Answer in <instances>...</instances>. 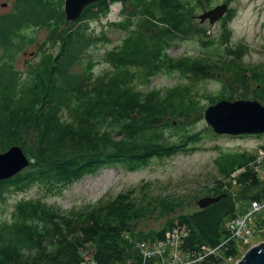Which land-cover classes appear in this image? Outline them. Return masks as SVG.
I'll return each mask as SVG.
<instances>
[{
  "label": "trees",
  "instance_id": "trees-1",
  "mask_svg": "<svg viewBox=\"0 0 264 264\" xmlns=\"http://www.w3.org/2000/svg\"><path fill=\"white\" fill-rule=\"evenodd\" d=\"M21 1L28 4L29 11L25 9L21 15L18 9L23 4L18 1L15 12L0 16V47L5 54L8 56V44L13 38L22 39L21 30L30 25L33 15L38 26L50 30L49 40L57 41V50L43 56L41 65L31 68L32 74H26L23 81L14 77L0 83V153L19 146L31 161L16 176L0 181V187L10 185L19 192L39 185L54 196L105 167L133 172L147 167L153 159L185 151L200 138L177 131L176 119L191 120L201 110L194 85L215 74L253 83L252 98L247 99L264 104V65L244 66L235 52L229 67L213 74L221 64H214L211 70L208 58L168 56L171 37L178 32L188 33L185 24L193 14L188 0L99 1L84 8L78 20L68 23L66 32L59 31L56 21H52L51 0ZM115 2L129 6L131 13L126 22V18L121 20L127 34L106 55L113 72L93 77L94 62L89 59L80 81L65 79L69 66L78 61L77 54L81 52L72 54L71 50L87 41L78 23L107 13L110 3ZM193 2L210 7V0L205 4ZM5 57H0V67L17 74L11 60ZM174 73L186 82L150 88L159 74ZM225 84V94L210 105L223 99L235 101L231 99L236 93L233 83ZM255 158V154L242 152L216 157L213 163L227 183L218 184L207 196H222L221 199L195 212L178 214L159 231L135 233V224L145 215L146 207L155 203V198L145 202L151 198L143 191L139 197L132 190L69 212L49 205L43 197L22 200L16 204L11 220L0 226V264H80L87 251L97 264H126L129 260L135 264L139 255L133 241H163L172 228L187 231L181 245L185 252L196 254L203 246L215 247L228 237L226 224L236 215L237 201L248 205L264 198V183L252 168ZM237 171L240 172L233 177ZM233 180L241 187L240 200L229 194ZM180 205L183 204H177ZM163 209L168 208L163 205ZM234 254V249L229 252V256ZM202 264L217 262L207 258Z\"/></svg>",
  "mask_w": 264,
  "mask_h": 264
},
{
  "label": "rangeland",
  "instance_id": "rangeland-1",
  "mask_svg": "<svg viewBox=\"0 0 264 264\" xmlns=\"http://www.w3.org/2000/svg\"><path fill=\"white\" fill-rule=\"evenodd\" d=\"M18 1L24 5H20L18 9L21 15L25 9L29 11L28 4L21 0H0V16L15 12ZM200 1L205 4V0ZM188 2L193 6L191 20L185 24L188 33L178 32L171 37L170 45L166 50L170 58L179 59L187 56L208 58L211 61V65L209 64L211 70L214 64L216 66L221 64L214 69L213 74L219 72L221 68L229 67V61L235 60V52L241 56L244 66L264 65V0H210L209 8L201 7L193 0H188ZM50 3L54 8L52 21H56L55 24L59 26V31H68V23L65 21L64 14V0H51ZM222 4L227 5V11L213 24H210L208 19L200 22L199 19L193 18V16L201 15L208 9ZM130 13L129 6L115 2L110 3L107 13L98 17H86L79 22L78 29L87 37V41L71 50L72 54L78 50L81 52L77 54L78 61L69 66V72L64 78L72 82L80 81L84 65L89 59L94 62L91 73L93 77L100 78L102 75L111 74L113 70L106 60V55L109 51L116 49L121 39L127 34L122 29L121 20ZM40 14H44L43 10ZM61 14H63V18L58 19ZM29 19H31L30 25L21 30L22 39L13 38L8 44V56L0 47V57L6 56L7 60L10 59L12 68L17 72V74H9L6 68L0 67V73H3L0 74V83L14 77L18 82L23 81L26 74H32L31 68L41 65L43 56L52 55L50 53L57 50V41L52 43L49 40L50 30L38 26L35 23V15ZM127 20L128 18L124 22ZM113 22L116 23L112 25ZM223 38H226L225 42ZM231 51L233 52L230 53ZM177 74L179 73H174L173 76L159 74L152 80L150 88H169L179 82H186L185 79L181 80ZM225 83H233L232 86L236 93L232 95L231 99L235 100H248L247 98L252 96L250 91L255 86L253 83L244 84L238 80H227L226 76L216 74L195 84L199 96L198 109L201 110H198L191 120L179 121L176 119L177 131L188 132L189 135L197 134L200 138L197 142L189 144L185 151L179 152L173 157L153 159L147 167L138 171L129 172L121 167H105L95 174L87 175L72 183L54 196L46 194L44 187L39 185H33L19 192L12 189L10 185L0 187V226L11 220L10 217L16 204L25 199L43 197L49 205H53L63 212H69L84 209L101 200H109L119 193L132 190L137 197L142 191L146 193L151 199L145 202H152V199L155 198V203L146 207L145 215L139 223L135 224V233L159 231L168 220L178 214L195 212L199 208L197 202L202 197L211 193V190L218 184L227 183V180L218 174L213 163L216 157L239 152L256 154L259 147L264 144V134L246 137L218 135L207 124L204 118L205 110L214 99L225 94L223 89L226 86ZM144 89L145 87L142 88V90ZM62 116L67 117L68 113H63ZM171 131L168 130V132ZM27 142H29L28 145H31L30 139ZM260 181L264 183L262 178ZM232 186L229 189V194L235 200L236 198L240 200L241 187L234 186L233 182ZM237 203L239 205L238 215L244 213L250 206V203L248 205H244L241 201H237ZM177 204L183 205L177 206ZM163 205L167 206V211L163 209ZM154 206L156 207L153 210ZM226 226H229L228 223ZM133 242H135L137 252L138 243L152 244L161 249V241L155 238ZM261 242H264V224L261 231L254 233L252 237L246 235L244 240L236 241L235 254L231 258L224 257L220 264H236L250 247ZM171 244L164 247L167 264L171 261V253H169ZM201 256L200 252L196 253V258L194 257L196 264H202L204 259ZM185 262L190 264L186 260Z\"/></svg>",
  "mask_w": 264,
  "mask_h": 264
},
{
  "label": "water",
  "instance_id": "water-1",
  "mask_svg": "<svg viewBox=\"0 0 264 264\" xmlns=\"http://www.w3.org/2000/svg\"><path fill=\"white\" fill-rule=\"evenodd\" d=\"M99 1L111 0H64L66 22L70 23L80 18L87 6ZM227 11V5L222 4L210 9L198 18L200 22L209 20L213 24ZM207 124L218 135L231 137L253 136L264 134V105L254 100H220L209 105L204 114ZM31 161L19 146H12L0 153V181L11 179L30 165ZM222 196L203 197L198 202L203 209L218 202ZM236 264H264V242L250 247Z\"/></svg>",
  "mask_w": 264,
  "mask_h": 264
},
{
  "label": "built area",
  "instance_id": "built-area-1",
  "mask_svg": "<svg viewBox=\"0 0 264 264\" xmlns=\"http://www.w3.org/2000/svg\"><path fill=\"white\" fill-rule=\"evenodd\" d=\"M261 146L257 150V153L255 154V161L252 164V168L259 181L261 178L264 180V149L261 148ZM239 172L240 171L233 173L232 176L236 177ZM232 182L235 186V180ZM236 208V215L228 222V237L215 247H202V249L198 251V253L200 252L202 254V259L206 260L207 258H214L217 264H220L224 257L227 256L231 258L233 256H229V252L233 249L236 250V241H242L246 235L252 237L254 233L261 231L264 224V198L253 200L248 209L241 215H238V203ZM186 236L187 231L184 228H172L166 233L165 240L160 242L161 249L158 246H153L152 244L146 245L145 243H138L136 247L138 249L139 260L134 263L167 264L165 256L166 251H164V247L169 245V243H172L170 246L171 252H169L171 253V261L168 264H186L185 260L190 264H196L194 261L196 254L191 251L185 252L181 248L183 240ZM183 252L184 254H182ZM93 259V255L91 253L88 254L87 251L85 252L83 260L80 264H97ZM126 264H132V262L129 260Z\"/></svg>",
  "mask_w": 264,
  "mask_h": 264
},
{
  "label": "flooded vegetation",
  "instance_id": "flooded-vegetation-1",
  "mask_svg": "<svg viewBox=\"0 0 264 264\" xmlns=\"http://www.w3.org/2000/svg\"><path fill=\"white\" fill-rule=\"evenodd\" d=\"M208 10H210V9H208ZM200 15H196V16H193V18H196V19H199L198 17H199ZM200 21V20H199ZM243 137V136H242Z\"/></svg>",
  "mask_w": 264,
  "mask_h": 264
}]
</instances>
